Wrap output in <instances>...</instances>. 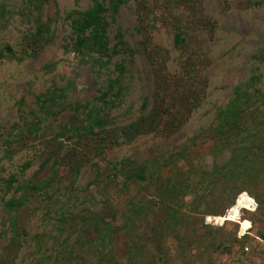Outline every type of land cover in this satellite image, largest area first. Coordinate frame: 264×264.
I'll list each match as a JSON object with an SVG mask.
<instances>
[{"label": "rangeland", "instance_id": "rangeland-1", "mask_svg": "<svg viewBox=\"0 0 264 264\" xmlns=\"http://www.w3.org/2000/svg\"><path fill=\"white\" fill-rule=\"evenodd\" d=\"M96 1L0 0V264H260L264 0Z\"/></svg>", "mask_w": 264, "mask_h": 264}, {"label": "trees", "instance_id": "trees-1", "mask_svg": "<svg viewBox=\"0 0 264 264\" xmlns=\"http://www.w3.org/2000/svg\"><path fill=\"white\" fill-rule=\"evenodd\" d=\"M92 11L95 12L96 14H98L99 12L102 11V6L99 4V2H97L96 0H92ZM77 32H81L82 27L79 25L77 27ZM97 28L96 25H93L92 27V34L91 37H95L97 34ZM182 41L179 32L174 34L173 37V44L178 45L180 42ZM5 48L7 50H11L9 47L5 46ZM1 52H0V56H1ZM100 122L97 120H93L91 122H88L86 125L82 126V131L80 133H78L79 136H84L86 139H88L89 141L93 140V137L98 136V131L97 130H93L94 125H98ZM101 150V148H99ZM22 203V198L19 196L17 198H12L9 199L5 202V205L8 207H16L19 206ZM233 204V203H232ZM232 204H230L229 206H231ZM243 235H247V234H243ZM242 236V235H241Z\"/></svg>", "mask_w": 264, "mask_h": 264}, {"label": "built area", "instance_id": "built-area-1", "mask_svg": "<svg viewBox=\"0 0 264 264\" xmlns=\"http://www.w3.org/2000/svg\"><path fill=\"white\" fill-rule=\"evenodd\" d=\"M233 205L235 206L236 209V217L234 219H225V220H220L219 222H223V221H235L238 225H239V235H243V234H248V228L250 227V224L248 227L245 228H241V224L240 222H242L243 217H241V212L243 210L245 211H253L256 209L257 207V201L249 196L245 191L240 192L236 195V197L233 200ZM230 207H228V209L226 208L224 210V213H227V211L229 210ZM213 219V217H212ZM206 220H208V218H206ZM215 221H217L216 219H214ZM248 221V220H247ZM249 222V221H248ZM255 239L262 243L264 245V232L260 235V236H254ZM260 264H264V259L260 262Z\"/></svg>", "mask_w": 264, "mask_h": 264}, {"label": "bare ground", "instance_id": "bare-ground-1", "mask_svg": "<svg viewBox=\"0 0 264 264\" xmlns=\"http://www.w3.org/2000/svg\"><path fill=\"white\" fill-rule=\"evenodd\" d=\"M233 204L230 206L229 210L227 211V213H223L222 216H214L213 219H216L217 221L220 220H225V219H234L236 217V214L233 212H230V210L233 208ZM228 209V208H227ZM236 211V210H235ZM237 213V212H236Z\"/></svg>", "mask_w": 264, "mask_h": 264}]
</instances>
